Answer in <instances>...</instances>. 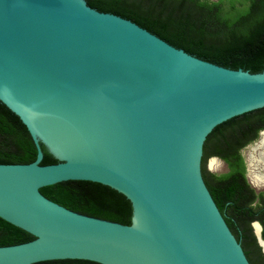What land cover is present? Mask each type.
Segmentation results:
<instances>
[{"label":"water","instance_id":"1","mask_svg":"<svg viewBox=\"0 0 264 264\" xmlns=\"http://www.w3.org/2000/svg\"><path fill=\"white\" fill-rule=\"evenodd\" d=\"M0 101L37 150L0 163V218L33 236L0 246V264H251L201 160L215 126L264 107V69L203 60L85 0H0ZM40 143L58 162L40 164ZM68 180L124 194L131 223L40 192Z\"/></svg>","mask_w":264,"mask_h":264},{"label":"trees","instance_id":"2","mask_svg":"<svg viewBox=\"0 0 264 264\" xmlns=\"http://www.w3.org/2000/svg\"><path fill=\"white\" fill-rule=\"evenodd\" d=\"M85 1L98 11L129 19L176 48L203 60L251 73L264 69V0ZM261 130H264V107L230 118L207 135L201 160L203 179L252 264H260L263 256H258L260 260L250 257L249 250L253 249L255 241L249 220L260 219L264 231V191L256 192L247 182L241 150L254 141ZM40 147L43 152L40 164L58 162L43 143ZM36 153L26 126L0 101V163H30L36 159ZM211 156L221 158L227 170L220 174L209 172L206 160ZM40 192L76 212L122 224L131 223L130 200L107 185L68 180L41 187ZM31 239V234L0 218V246ZM34 264L99 263L62 259Z\"/></svg>","mask_w":264,"mask_h":264},{"label":"bare ground","instance_id":"3","mask_svg":"<svg viewBox=\"0 0 264 264\" xmlns=\"http://www.w3.org/2000/svg\"><path fill=\"white\" fill-rule=\"evenodd\" d=\"M215 158L210 159L209 167L214 168ZM247 163H248V177L251 183L254 186H260L261 183L264 182V131L261 132V136L254 141L250 146L247 153ZM255 228L258 231V226L255 225ZM262 242L264 249V241Z\"/></svg>","mask_w":264,"mask_h":264},{"label":"flooded vegetation","instance_id":"4","mask_svg":"<svg viewBox=\"0 0 264 264\" xmlns=\"http://www.w3.org/2000/svg\"><path fill=\"white\" fill-rule=\"evenodd\" d=\"M262 131V130H261ZM260 133V132H259ZM258 138V137H257ZM256 138V139H257ZM255 139V140H256ZM254 140V141H255ZM254 141H252V142H254ZM248 145V144H247ZM246 146V145H245ZM244 146V147H245ZM243 147V148H244ZM242 151V150H241ZM242 154V153H241ZM217 157V156H216ZM219 158V157H218ZM224 164H225V162L221 159V158H219ZM244 163H245V160H244ZM225 167H226V164H225ZM226 170H227V167H226ZM225 170V171H226ZM245 170L247 171V168H246V164H245ZM225 171H223V172H225ZM223 172H220V173H223ZM213 173V172H212ZM220 173H215V174H220ZM245 177H246V179H247V182L252 186V187H254L253 186V184L248 180V178H247V173L245 172ZM254 189H255V191L256 192H259V191H264V188L263 189H257V188H255L254 187ZM255 203V202H254ZM255 225H257L258 226V231H259V233H260V240H259V238H258V236H257V229L255 228ZM249 226H250V229H251V233H252V235H253V237H254V241H255V245H253V249H251V250H249V252H250V257H251V259L252 260H254V258H257V259H259L258 258V256L261 258V256H263L264 257V249H263V245H262V242L260 243V241H264V231H263V225H262V223L260 222V219H250L249 220ZM235 236V235H234ZM239 242H240V244H241V240H238ZM241 246H242V244H241ZM242 248H243V246H242ZM243 250H244V253H245V249L243 248ZM258 250V251H257ZM247 252H248V250H247ZM246 256H247V254H245ZM262 257V258H263ZM247 258H248V256H247ZM262 258H261V260H262ZM248 260H249V258H248ZM260 260V259H259ZM258 260V261H259ZM261 260L259 261V263L260 264H262V262H264V260H262V262H261ZM249 262H250V260H249ZM251 263V262H250ZM252 264V263H251Z\"/></svg>","mask_w":264,"mask_h":264},{"label":"rangeland","instance_id":"5","mask_svg":"<svg viewBox=\"0 0 264 264\" xmlns=\"http://www.w3.org/2000/svg\"><path fill=\"white\" fill-rule=\"evenodd\" d=\"M261 136V132L258 134V138ZM257 138V139H258ZM256 139V140H257ZM255 140V141H256ZM253 142H251V143H249L248 145H246L243 149H242V151H241V153H242V156H243V158H244V160H245V164H246V168H247V171H246V173H247V178H248V180L250 181V179H249V177H248V163H247V153H248V150H249V146L252 144ZM210 157L206 160V168H207V170L209 171V172H213V173H220V172H223V171H225L226 170V167H225V164L220 160V159H218V158H216L215 160V163L217 164V165H215V167L214 168H210L209 167V161H210ZM251 182V181H250ZM257 189H263L264 188V182L263 183H261L260 184V186H257L256 187Z\"/></svg>","mask_w":264,"mask_h":264}]
</instances>
